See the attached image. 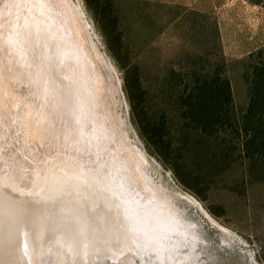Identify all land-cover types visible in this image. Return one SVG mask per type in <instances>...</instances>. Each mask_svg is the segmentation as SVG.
Listing matches in <instances>:
<instances>
[{
    "label": "rangeland",
    "instance_id": "obj_1",
    "mask_svg": "<svg viewBox=\"0 0 264 264\" xmlns=\"http://www.w3.org/2000/svg\"><path fill=\"white\" fill-rule=\"evenodd\" d=\"M51 7L54 20L48 21L49 28L57 27L61 37L54 33V45L47 51L46 20L32 22L31 5L25 0H0V188L7 190L5 203L20 205L29 215L47 209L46 198L54 205H49L51 211H41L49 214L43 212L48 220L42 214L40 234L26 237L31 239L29 247L41 245L42 255L35 250L24 257L21 251L6 249L11 256L5 257L0 250V264H264V163L249 170L241 133L226 126L230 160L213 177L196 180L183 169L188 165L182 159L163 154L165 146L156 147L144 132L151 118L160 117L163 142L176 138L181 122L174 94L190 86L189 74L195 70L219 68L230 81L234 111L241 112L254 67L264 70V46L239 60L227 59L214 9L160 8L147 0H55ZM41 52L50 55L41 57ZM129 180L142 194L153 186L181 217L188 235L165 232L160 243L140 237L132 208L119 197L120 187ZM54 197L62 203H53ZM61 197H68L67 202ZM77 201L89 206L81 202L79 207ZM57 208L68 217L58 218ZM75 212L79 217L74 219L83 224L74 230L78 234L70 226L66 231L65 221H74ZM49 215L63 219V225ZM53 226L62 232L66 228L65 235L58 230L61 240ZM69 235L75 246L72 241L67 246ZM66 237L68 242L61 244ZM139 237L142 246L136 249ZM36 253L35 261L28 259Z\"/></svg>",
    "mask_w": 264,
    "mask_h": 264
},
{
    "label": "trees",
    "instance_id": "obj_2",
    "mask_svg": "<svg viewBox=\"0 0 264 264\" xmlns=\"http://www.w3.org/2000/svg\"><path fill=\"white\" fill-rule=\"evenodd\" d=\"M190 86L175 93L180 113V128L175 139L163 142L160 117L151 118L145 134L163 154L182 159L184 170L196 180L213 177L231 157V148L224 142L225 128L242 135L240 143L249 170L264 163V70L254 67L248 88V102L239 113L234 111L229 79L219 68L203 73L191 71ZM171 91V87H169ZM174 141V142H173ZM183 152V155L178 153ZM223 168V167H222ZM179 175V179L182 178Z\"/></svg>",
    "mask_w": 264,
    "mask_h": 264
},
{
    "label": "bare ground",
    "instance_id": "obj_3",
    "mask_svg": "<svg viewBox=\"0 0 264 264\" xmlns=\"http://www.w3.org/2000/svg\"><path fill=\"white\" fill-rule=\"evenodd\" d=\"M28 4H30L31 5V9H32V12H30V14H29V17L31 18V20H32V22H34V20L35 19H40V20H46V23H47V27L46 28H44L45 29V32H48V34H46L45 35V37H44V35H43V37H44V40L46 41V40H50V41H48V42H46V48H48L47 49V51H49V49H51L52 48V45L51 44H53L52 43V38H54V41H55V39H56V36L54 35V33H56L57 32V35H59L60 37H61V34L59 33V30L57 29V27H55V28H49V23H50V21H52L53 22V20H54V14L51 12V10H50V8H52L51 6H53L54 7V3H55V0H25ZM13 6V5H12ZM18 8V7H17ZM34 9V10H33ZM47 10V12H45ZM60 11V10H59ZM47 13H50V14H47ZM56 19H57V17H56ZM50 20V21H49ZM48 21H49V23H48ZM31 23V22H30ZM25 26V25H24ZM42 30V29H41ZM54 31V32H53ZM42 33V32H41ZM71 33V32H70ZM47 37V38H46ZM59 37V38H60ZM42 39V38H41ZM35 40V39H34ZM39 41H40V39H39ZM43 41V40H42ZM69 42V41H68ZM35 43V42H34ZM39 44V43H38ZM54 45V44H53ZM49 46V47H48ZM54 49V48H53ZM75 49V48H74ZM42 51V50H41ZM48 53H49V55H50V52H41V57L43 56V55H46V56H48ZM68 55V54H67ZM46 56H44L43 58H46ZM48 58V57H47ZM72 59V58H71ZM45 60V59H44ZM70 60V59H69ZM65 62H66V60H65ZM71 62H72V60H71ZM74 62V61H73ZM66 64V63H65ZM68 64V63H67ZM75 66V65H74ZM59 68H61V67H59ZM58 69V68H57ZM62 69V68H61ZM65 69V68H64ZM63 69V70H64ZM53 70V69H52ZM34 72V71H33ZM65 72V71H64ZM81 72V71H80ZM56 74V73H55ZM53 75V74H52ZM61 75V74H60ZM54 76V75H53ZM60 77V76H59ZM38 79V78H37ZM62 79H64V78H62ZM61 81V80H60ZM93 82V81H92ZM61 83V82H60ZM67 87V86H66ZM64 88H65V86H64ZM76 88V87H75ZM70 89V88H69ZM74 90V89H73ZM72 93V92H71ZM61 96L63 97V95L61 94ZM51 97V96H50ZM50 97H49V99H50ZM54 97H55V95H54ZM59 97V96H58ZM48 99V100H49ZM67 99V98H66ZM51 100V99H50ZM55 100V99H54ZM53 100V101H54ZM58 100L60 101V98H58ZM70 100V99H69ZM75 100V99H74ZM68 101V100H67ZM61 102V101H60ZM60 102H59V104H60ZM54 104H55V102H53ZM64 101L62 102V106H64V104H66L67 102H65L64 104ZM57 104V103H56ZM55 104V105H56ZM69 104V103H68ZM72 104V103H71ZM53 105V104H52ZM59 107H57V109L59 108V109H61L60 108V105H58ZM66 106L67 105H65V108H66ZM53 107H55V106H53ZM56 109V108H55ZM67 109V108H66ZM65 109V110H66ZM74 109V108H73ZM72 109V110H73ZM62 110V109H61ZM64 110V111H65ZM69 111H71V109L69 110ZM69 111H67L66 110V112H69ZM74 111H75V109H74ZM70 113V112H69ZM67 114V113H66ZM72 114V113H71ZM124 170V169H123ZM122 170V171H123ZM137 170V169H136ZM138 171V170H137ZM65 172V171H64ZM39 174V173H38ZM121 174V173H120ZM119 174V175H120ZM124 174V172H122V176H124L123 175ZM126 174V173H125ZM126 176V175H125ZM72 177V176H71ZM85 177V176H84ZM52 178V177H51ZM72 178H74V177H72ZM48 179V178H47ZM75 179V178H74ZM57 179H55L54 181H56ZM80 180V179H79ZM50 181V180H49ZM49 181H48V184H50L49 183ZM52 181V180H51ZM59 181V180H58ZM57 181V182H58ZM36 182V181H35ZM34 182V183H35ZM38 182V181H37ZM57 182H55L56 184H57ZM70 182V181H69ZM132 182H134V181H131V180H129L128 182H126L125 183V185L122 187H120V192H119V194H120V198L127 204H125L126 206H129V207H131L132 208V217H133V219H134V222H136V224H135V228L134 229H136V231H137V234L138 235H141L140 237H145V238H148L149 240H151V239H155L156 240V242L157 243H160V239H159V237H160V235H162V234H165V232H179L182 236L183 235H188V233H186V224L183 222V220L181 219V217L171 208H169L166 204H165V202L163 201V197H161L160 195H157V191H155V190H153L152 189V187H147L146 189H145V191L146 192H143L144 194H142L140 191H139V188H138V190H137V188H136V185H137V187L139 186L137 183H132ZM39 183H41V182H39ZM52 184H53V181L51 182ZM60 183V182H59ZM66 183V182H65ZM73 184H76V182L74 183V182H72ZM71 183V184H72ZM149 183V182H148ZM148 183H147V185H148ZM37 184V183H36ZM56 184H55V186H56ZM40 184H38V186H39ZM44 185V184H43ZM46 185V184H45ZM63 185H66V184H63ZM110 185V184H109ZM37 186V187H38ZM46 186H48V185H46ZM67 186V185H66ZM65 186V187H66ZM105 186V185H104ZM104 186H102V187H104ZM9 187V186H8ZM40 187V186H39ZM49 187V186H48ZM47 187V188H48ZM57 187H59L58 186V184H57V186H56V189H57ZM63 187V186H62ZM65 187H63V188H65ZM68 187V186H67ZM73 187H74V185H73ZM140 187V186H139ZM45 188L46 187H44V190H45ZM50 188V187H49ZM52 188H53V186H52ZM141 188H143L142 186H141ZM36 189V188H35ZM39 189V188H38ZM54 189V188H53ZM67 188H65V190H66ZM81 189V188H80ZM89 189V188H88ZM91 189V188H90ZM97 189V188H96ZM95 189V190H96ZM40 190V189H39ZM39 190H37V191H39ZM48 190V189H47ZM47 190H46V192H47ZM50 191H49V195H50V192H51V189H49ZM70 190H71V188H70ZM70 190H67V191H70ZM118 190V191H119ZM12 191V190H11ZM36 191V192H37ZM53 191V190H52ZM62 191H63V193H64V190L62 189ZM61 191V192H62ZM66 191V192H67ZM73 191H74V188H73ZM73 191H71L69 194H71ZM103 191V190H102ZM4 192H7V190H5V189H3V188H0V250H1V252L5 255L6 254V256L5 257H7L8 255L9 256H11L10 254H7L8 253V251L6 250V249H10V250H12V251H15V253H17L18 251L20 252L21 251V253L20 254H24V257H27V256H25V254H27V255H29V253L31 254V252H33L34 253V251L36 250V252L37 253H39V251H40V255H42L41 254V245H40V247L38 248V247H36L37 246V244H36V242H34V246L31 248V246L29 247V240H31V239H29L28 241H27V239H26V237H27V235L29 234L30 236H32L33 237V235H36L35 233H37L38 234V232H39V234H40V231L42 230V227H40V230L39 231H36V226H34L33 224H32V222H30L29 220L31 219V217H30V215L23 209V208H21V206L20 205H15L14 203H13V205L12 204H10V203H5L4 202V198H3V195H5V193ZM35 192V193H36ZM41 192H42V189H41ZM46 192H44V193H46ZM56 192V191H55ZM60 192V193H61ZM43 193V194H44ZM81 193V192H80ZM93 193V192H92ZM100 193V192H99ZM105 193V192H104ZM137 193H139V194H137ZM47 194V193H46ZM53 194V193H52ZM59 194V193H58ZM65 194H68V193H65ZM73 194V193H72ZM89 194H90V192H89ZM112 194V193H111ZM28 195V194H27ZM38 195H40V194H38ZM37 195V196H38ZM42 195V194H41ZM49 195H48V197H49ZM55 196H56V194H54ZM63 194H61L60 196H62ZM75 195H76V193H75ZM74 195V196H75ZM84 195V194H83ZM140 195H144V197L142 198ZM28 196H30V194L28 195ZM33 196H35V195H33ZM47 196V195H46ZM60 196H59V198H60ZM67 196V195H66ZM74 196H72V198H74ZM78 196V198L79 197H82L81 195L79 196V195H77ZM109 196V195H108ZM165 196V195H164ZM27 197V196H26ZM31 197V196H30ZM41 197V196H40ZM43 197V196H42ZM58 197V196H57ZM57 197L55 198V202H54V200H53V203H56L57 201L59 202V199L56 201V199H57ZM102 196H100V198H101ZM13 198V197H12ZM29 198V197H28ZM37 197H35V199H36ZM62 198V197H61ZM64 198H66V197H64ZM93 198V200H94V198L95 197H92ZM91 198V199H92ZM22 199V198H21ZM41 199V198H40ZM63 199V198H62ZM67 199H68V197H67ZM67 199H65V200H67ZM69 199L72 201V199H71V197H70V195H69ZM83 199V198H82ZM96 199V198H95ZM98 199V198H97ZM28 200H30L29 202L31 203V199H28ZM34 200V199H33ZM43 200V199H42ZM46 201H44L45 203L44 204H47V205H43L44 207L45 206H48L47 207V209L46 208H43V209H45V210H48V211H51L52 209H53V204L51 205V204H49L51 201H49V203L47 202V198L45 199ZM61 200V199H60ZM64 200V199H63ZM64 200V201H65ZM70 200L68 201V202H70ZM74 200H76V198H74ZM78 200V199H77ZM79 200H81V199H79ZM84 200V199H83ZM99 200V199H98ZM98 200H97V203H98ZM104 200V199H103ZM114 200H117V198L116 199H114ZM114 200L112 201V203L114 202ZM120 200V199H119ZM12 201V200H11ZM26 201H27V199H26ZM26 201H25V203H26ZM36 201V200H35ZM35 201H32V202H34L35 203ZM38 201V200H37ZM36 201V202H37ZM64 201H63V203H64ZM95 202H96V200H94ZM110 201L111 200H109V203H110ZM118 201V200H117ZM23 202V201H22ZM47 202V203H46ZM67 201H65V203H66ZM79 202H80V204H79ZM81 202H82V205L85 207V205H87V202H86V204L84 205L83 203V201H77V203L76 204H78V206L80 207V205H81ZM108 202V201H107ZM167 202V201H166ZM30 203L28 204V202H27V204L28 205H30ZM40 203H41V200H40ZM42 203H43V201H42ZM60 203H62L61 201L59 202V204ZM91 203V202H90ZM108 203V204H109ZM110 204V205H115V204ZM19 204V203H18ZM22 204H24V203H22ZM37 204V203H36ZM58 204V203H57ZM58 204V205H59ZM95 205H96V203H94ZM99 204H100V202H99ZM104 204H107V203H105L104 202ZM124 204V203H123ZM129 204V205H128ZM4 205H6L5 207H4ZM28 205H27V208L29 209V207H28ZM32 205V204H31ZM30 205V206H31ZM39 205V204H38ZM41 205V204H40ZM39 205V206H40ZM49 205H51L52 206V209H51V207H49ZM57 205V206H58ZM66 205V204H65ZM74 205V202H72V205L71 206H73ZM93 205V204H92ZM102 205H103V203H102ZM172 205V204H171ZM36 206V205H35ZM38 206V207H39ZM60 206V205H59ZM62 206V205H61ZM69 206V205H68ZM87 206H89V205H87ZM104 206V205H103ZM108 206V205H107ZM122 206V205H121ZM174 206V205H173ZM26 207V206H25ZM63 208L65 207L64 206V204H63V206H62ZM73 207H75V206H73ZM77 207V206H76ZM83 207V208H84ZM101 207V206H100ZM110 207V206H109ZM108 207V208H109ZM113 207H116V206H113ZM172 207V206H171ZM178 206H176V208H177ZM31 208V207H30ZM34 209V211L35 212H37L36 211V209H35V207H33ZM42 209V205L38 208V209ZM55 208H56V205H55ZM59 208V207H58ZM57 208V210H59ZM66 208V207H65ZM86 208V207H85ZM84 208V209H85ZM37 209V210H38ZM42 209V210H43ZM49 209H51V210H49ZM69 209V208H68ZM78 209V208H77ZM80 209V208H79ZM78 209V210H79ZM94 209V208H93ZM106 210L105 211H107V208H105ZM111 209H112V207H111ZM119 209V208H118ZM41 210V211H42ZM43 211L44 213L45 212H48V211ZM64 210V209H63ZM66 210H67V208H66ZM78 210H76L77 211V213L79 212ZM87 210V209H86ZM85 210V211H86ZM90 210V209H89ZM89 210H87L86 211V214H87V212L89 211ZM98 210V209H97ZM109 210H110V208H109ZM117 210V209H116ZM178 210V209H177ZM28 211V210H27ZM40 210L37 212V213H39V212H41ZM54 211H56L55 209H54ZM65 211V210H64ZM74 211H75V209H74ZM81 211H82V213H83V211L84 210H82L81 209ZM80 211V212H81ZM102 211V210H101ZM121 211V210H120ZM7 212V213H6ZM34 212V213H35ZM43 212H41V214H37L36 213V215H38L37 217L39 218L40 217V219L41 220H43L44 218L45 219H47L46 217H44V214H43ZM59 213H60V210L58 211ZM33 213V214H34ZM55 213V212H54ZM69 213V212H68ZM92 213V212H91ZM114 213V212H113ZM32 214V213H31ZM42 214H43V217H42ZM46 214H49V212L48 213H45V215ZM56 214V213H55ZM75 214V215H74ZM73 214V218H71V219H73L74 221H69V222H66L65 220V223H68V228L66 229V228H62L64 231H65V229H66V231H68L69 230V228L72 230V231H74V230H78V231H80V229L82 228V226H83V224L81 225V226H79V224H81L80 222L78 223V221L79 220H75L74 218H75V216H77L76 215V212ZM79 214V213H78ZM86 214H83L84 216L86 215ZM95 214V213H94ZM107 215L109 214V213H106ZM112 214V213H111ZM51 215H53V214H51ZM51 215H49V217L51 216ZM57 215V217L59 216L58 214H56ZM55 215V216H56ZM65 215V214H64ZM89 215V214H88ZM34 217H35V215H33ZM46 216H48V215H46ZM70 216H71V213H70ZM70 216H69V218H70ZM117 216V215H116ZM52 218H53V221H55V220H57L58 218H60L61 217V215L56 219H54V217L53 216H51ZM50 217V218H51ZM66 217H68V216H66ZM79 217V216H78ZM80 217L82 218L83 216H81L80 215ZM132 217H131V220H132ZM134 217H136V218H134ZM51 218V219H52ZM62 218V217H61ZM64 218V217H63ZM84 218V217H83ZM89 218V217H88ZM87 218V220L89 221L91 218L92 219H94V217H92V215H91V217H90V219H88ZM116 218V217H115ZM123 218V217H122ZM183 218V217H182ZM44 219V220H45ZM65 219V218H64ZM68 219V218H67ZM76 219H79V218H76ZM86 219V218H85ZM126 219V218H125ZM48 220V219H47ZM124 220V219H123ZM128 220V219H127ZM33 221H34V219H33ZM52 221V222H53ZM58 221H59V219H58ZM57 221V222H58ZM62 221V222H61ZM84 220H82V222H83ZM121 221V220H120ZM187 221V220H186ZM36 222V221H35ZM51 222V221H50ZM59 222H61L62 223V225H63V219H60V221ZM43 223H44V221H43ZM55 223V222H54ZM129 223V222H128ZM57 224V223H56ZM44 225H45V223L43 224V227H44ZM51 225V224H50ZM55 225V224H54ZM67 224H65L64 226H66ZM60 226H61V224H60ZM70 226V227H69ZM49 227V226H48ZM54 228H55V226H53ZM52 227V228H53ZM61 227H63V226H61ZM61 227H59V228H61ZM47 228V227H46ZM51 228V227H50ZM51 228V229H52ZM58 228V227H57ZM129 228V227H128ZM191 228V227H190ZM56 229V228H55ZM188 229V228H187ZM47 230H50V229H47ZM53 230V229H52ZM51 230V231H52ZM57 230V229H56ZM55 230V231H56ZM59 230V229H58ZM58 230H57V234H56V237H58V233H63L62 232V230H59L60 232H58ZM125 230H127V227L125 226ZM43 231H44V228H43ZM55 231H53V232H55ZM71 231V232H72ZM78 231H74V232H78ZM124 231V230H123ZM125 232V231H124ZM46 234H47V236H48V234H50V232L48 231V233L47 232H45ZM80 233V232H79ZM136 233V232H135ZM41 234H43V233H41ZM52 234H55V233H52ZM64 234V233H63ZM78 234V233H77ZM122 234V233H121ZM170 234V233H169ZM65 235V234H64ZM64 235H62V241L65 239H63V236ZM67 235H68V233H67ZM76 234L74 233V236H75ZM82 235V234H81ZM80 235V236H81ZM124 235V234H123ZM128 235V234H127ZM172 235V234H171ZM174 235V234H173ZM38 235H36V237H37ZM39 236H42V239H41V237L40 238H37V240L38 239H41V241L43 240V235H39ZM73 236V237H74ZM125 236V235H124ZM129 236H131V235H129ZM36 237L33 239V240H36ZM53 237V235L50 237V235H49V239H51ZM60 237H61V235H60ZM60 237H58L59 239H60ZM65 237V236H64ZM77 237V236H76ZM128 236H126V238H127ZM140 237L139 238H137L136 240L137 241H135L134 243H135V247H136V249H140L139 247L140 246H142L141 244L142 243H140L139 242V240H140ZM68 237H66V242L64 243H61V244H66L68 241V239H67ZM69 240H70V242H68V244H67V246L69 245V243H70V246H72L71 245V241L72 242H74L73 241V238L71 237V235H69ZM72 238V239H71ZM80 238V237H79ZM131 238H133L132 236H131ZM59 239H58V241H59ZM74 239L76 240L77 238H75L74 237ZM128 239V238H127ZM36 240V241H37ZM44 240H48L47 239V237L44 239ZM61 240V239H60ZM77 241V240H76ZM81 241V240H80ZM130 241H132V240H130ZM172 241V240H171ZM43 242V241H42ZM45 242V241H44ZM57 242V241H56ZM61 241H59L58 243H60ZM78 242V241H77ZM127 242H129V241H127ZM126 242V243H127ZM165 242V241H164ZM32 243H33V241H32ZM83 243H86V241H84V239H83ZM180 243V242H179ZM73 244V243H72ZM78 244H79V242H78ZM175 244V243H174ZM31 245H33V244H31ZM36 245V246H35ZM39 245V244H38ZM47 245V244H46ZM76 245V242H74V245L73 246H75ZM130 245V244H129ZM177 245V244H176ZM57 246V245H56ZM58 247V246H57ZM57 247H55V248H57ZM60 247V246H59ZM69 247V246H68ZM133 247V246H132ZM162 247V246H161ZM37 248V249H36ZM44 248V247H43ZM64 248H65V246H64ZM72 249L73 248H76V247H71ZM71 248L69 249V250H71ZM153 248V247H152ZM38 249H40V250H38ZM58 249H60V248H58ZM62 249V248H61ZM145 249V248H144ZM38 250V251H37ZM55 251H56V249H54ZM68 250V249H67ZM68 250V251H69ZM131 250V249H130ZM155 250V249H154ZM63 251V250H62ZM74 251H76V250H74ZM153 251V250H152ZM156 251V250H155ZM5 252V253H4ZM11 252V251H10ZM77 252V251H76ZM130 252V251H129ZM134 252V251H133ZM37 253H36V255L34 254L33 256L31 255V256H28V259H29V257H30V260L31 261H35L34 260V257L35 258H37ZM44 253V252H43ZM56 253V252H55ZM20 254H18V256H20ZM70 254V253H69ZM183 254V253H182ZM146 255V254H145ZM14 256H15V254H14ZM13 256V257H14ZM17 256V259L16 260H18V257ZM65 256V255H64ZM73 256V255H72ZM77 256V255H76ZM12 257V258H13ZM24 257L22 256V259L24 260ZM39 257V256H38ZM11 258V257H10ZM77 258H78V256H77ZM144 258V257H143ZM3 259V258H2ZM8 259V258H7ZM15 258H13V260H14ZM26 259V258H25ZM27 259V260H28ZM41 259V258H40ZM74 259H75V257H74ZM4 260H6L5 258H4ZM10 260V259H9ZM19 260H21V259H19ZM23 260H21V261H23ZM29 260V261H30ZM55 260V259H54ZM7 261V260H6ZM6 261H5V263H6ZM12 263L14 262V261H12V259L10 260ZM10 261H7L8 263H10ZM159 261V260H158ZM15 262H17V261H15ZM24 262V261H23ZM60 262V261H59ZM22 263V262H21ZM75 263H77V262H75ZM2 264H3V262H2ZM16 264V263H15ZM17 264H18V262H17ZM54 264V263H53Z\"/></svg>",
    "mask_w": 264,
    "mask_h": 264
},
{
    "label": "crops",
    "instance_id": "obj_4",
    "mask_svg": "<svg viewBox=\"0 0 264 264\" xmlns=\"http://www.w3.org/2000/svg\"><path fill=\"white\" fill-rule=\"evenodd\" d=\"M147 1L157 3L160 8L191 11L214 9L221 51L227 59L239 60L264 46V0Z\"/></svg>",
    "mask_w": 264,
    "mask_h": 264
},
{
    "label": "water",
    "instance_id": "obj_5",
    "mask_svg": "<svg viewBox=\"0 0 264 264\" xmlns=\"http://www.w3.org/2000/svg\"><path fill=\"white\" fill-rule=\"evenodd\" d=\"M10 204L13 205L12 202H10ZM15 205H16V204H15ZM60 213H61V216H62V217H66V216H68V215H66V216L64 215V214H65V211H60ZM55 215H56V214H55ZM37 216H38V215H36L35 217H33V215H30L31 219H30L29 221L32 222V224H33L34 226L37 227V228H36V231H39V230H40V227H43V221H42L40 218H38ZM77 217H78V215H77ZM33 219H35L36 222H34ZM79 226H81V225L79 224Z\"/></svg>",
    "mask_w": 264,
    "mask_h": 264
}]
</instances>
